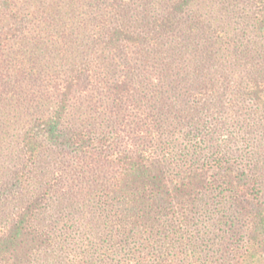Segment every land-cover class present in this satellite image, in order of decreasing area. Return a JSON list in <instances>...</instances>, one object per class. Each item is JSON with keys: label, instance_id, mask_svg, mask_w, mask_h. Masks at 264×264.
<instances>
[{"label": "trees", "instance_id": "obj_1", "mask_svg": "<svg viewBox=\"0 0 264 264\" xmlns=\"http://www.w3.org/2000/svg\"><path fill=\"white\" fill-rule=\"evenodd\" d=\"M0 264H264V0H0Z\"/></svg>", "mask_w": 264, "mask_h": 264}]
</instances>
